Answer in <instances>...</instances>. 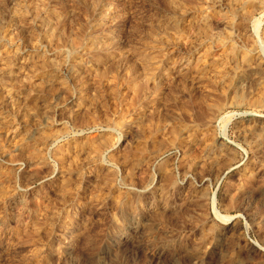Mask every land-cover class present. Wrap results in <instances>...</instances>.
Returning a JSON list of instances; mask_svg holds the SVG:
<instances>
[{"label":"rangeland","instance_id":"obj_1","mask_svg":"<svg viewBox=\"0 0 264 264\" xmlns=\"http://www.w3.org/2000/svg\"><path fill=\"white\" fill-rule=\"evenodd\" d=\"M0 264H264V1L0 0Z\"/></svg>","mask_w":264,"mask_h":264},{"label":"bare ground","instance_id":"obj_2","mask_svg":"<svg viewBox=\"0 0 264 264\" xmlns=\"http://www.w3.org/2000/svg\"><path fill=\"white\" fill-rule=\"evenodd\" d=\"M264 0H261V2H263ZM249 4H251L250 2H249ZM243 11V10H242ZM15 12V11H14ZM34 12V11H33ZM241 14V13H240ZM242 15V14H241ZM47 24V23H46ZM51 24V23H50Z\"/></svg>","mask_w":264,"mask_h":264}]
</instances>
